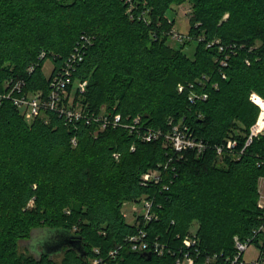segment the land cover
Listing matches in <instances>:
<instances>
[{
    "label": "trees",
    "instance_id": "obj_1",
    "mask_svg": "<svg viewBox=\"0 0 264 264\" xmlns=\"http://www.w3.org/2000/svg\"><path fill=\"white\" fill-rule=\"evenodd\" d=\"M183 2L193 8L188 38L173 47L167 13ZM192 40L190 57L184 48ZM76 49L83 60L71 84L87 81L76 100L88 113L104 107L139 122L134 130L101 131L97 121L69 123L44 110L29 123L12 99H0V264H176L180 252L149 258L127 238L140 227L149 239L178 247L195 222L201 251L194 250V264H232L234 237H251L264 213V133L236 155L259 114L250 93L264 97V0H0V94L17 80L27 93L48 92ZM192 92L208 98L193 102ZM180 122L208 143L204 152L178 153L164 135L142 139L149 129L165 134ZM230 137L238 145L217 166L215 145ZM151 169L162 180L143 185ZM144 198L153 200L157 218L128 221L125 203ZM55 230L81 239L85 256L68 246L43 251L40 241Z\"/></svg>",
    "mask_w": 264,
    "mask_h": 264
},
{
    "label": "built area",
    "instance_id": "obj_2",
    "mask_svg": "<svg viewBox=\"0 0 264 264\" xmlns=\"http://www.w3.org/2000/svg\"><path fill=\"white\" fill-rule=\"evenodd\" d=\"M171 36L177 38L178 40H184L186 37L174 29L171 31ZM214 43L215 42L209 43V45ZM221 49H223L222 46ZM81 60H83V52L80 49H76V51L66 60L62 71L52 78L48 92L39 90L37 92L27 93L24 91L25 81L17 80L14 83H7V86L10 84L11 86L7 92L0 94V99H12L27 120H33L36 116L41 115L44 110H51L60 116H63L69 123L84 120L87 124H90L93 121H97L99 122V130L101 131L108 127H126L134 130L136 128V124L139 122V116L134 119V123L128 124L124 122L121 113L107 112L104 107L98 114L91 112L88 113L81 102L76 100V92L82 94L85 91L87 84L86 81L79 82V87L72 92V87L74 86L71 84L73 82L72 72L75 65ZM247 62L250 63V60L247 59ZM222 64H227L226 59H223ZM32 68L33 67H31V71ZM192 86L193 84L191 83L190 87ZM185 88L186 85L179 84L178 89L180 92H182ZM189 98L191 101L195 102L199 99L204 100L208 98V94L206 92H192L189 95ZM255 101L257 105H259L261 111L257 122L250 129L249 137L244 147L240 150V153H236L238 157L242 155L246 147L252 143L256 136L264 133V122L260 125L264 102L259 97L256 98ZM194 133L195 132L192 127L180 122L178 124H174L165 134L161 129H149L143 133L142 139L145 141H151L164 135L166 142H168L176 152L182 153L186 150H194L198 154H201L208 147V143H206L203 139L194 136ZM72 143L74 145L77 144V138L75 136L72 138ZM237 145L238 142L236 138H228L226 141L216 144L215 149L217 151V155L222 156L226 152H232ZM115 156L119 157L118 154H115ZM161 180L162 173L159 169H151L143 173L141 176V182L143 185L158 183ZM165 188H168V186H165ZM140 202L144 204V210L141 212V215L143 216L145 222H148L153 218H157L156 213L153 211L154 204L152 199L144 198ZM261 206L264 208V204H261ZM262 232L264 233V213L262 215L261 226L254 230V234L251 237L246 240L240 239L237 235L234 237L235 253L234 256L228 258V260H231L232 264H264V238L260 239L258 244L255 242V237ZM127 240L130 242L131 248L137 251L156 253L160 256L165 254L176 255L177 252H180L181 254L176 257V264H194V250L198 254H200L201 251L198 245L199 238L195 232L187 234L182 239V244L178 247L170 245L169 242H162L158 238L149 239L147 230L140 227L138 232L129 236ZM251 246H255L258 249V254L250 261H247L244 259V254ZM117 252L118 249L112 250L110 255L114 257ZM217 257L218 254L208 255L206 261L211 262ZM94 263L103 264L105 261L101 258H97Z\"/></svg>",
    "mask_w": 264,
    "mask_h": 264
},
{
    "label": "rangeland",
    "instance_id": "obj_3",
    "mask_svg": "<svg viewBox=\"0 0 264 264\" xmlns=\"http://www.w3.org/2000/svg\"><path fill=\"white\" fill-rule=\"evenodd\" d=\"M167 15L169 16L170 20H174L173 29L176 30L177 32L183 34L184 36H186L185 37V39H186L188 37V32H189V28H190L189 20H190V17L193 15L192 4L190 2H183L181 4H174L173 8L168 11ZM227 17H228V14H225L224 18H227ZM181 43H182V40H178L177 38L170 36L169 44L171 46L180 47ZM257 43H258L257 45L261 44L260 41H257ZM195 47H196V43H195V41L192 40L191 43H188L185 46L184 50L190 57H193L194 52H195ZM52 69H53L52 61L50 59H47L46 62L44 63V66H43V70H44L46 76H50ZM86 86H87V84H86ZM77 87H79V84L75 83L74 86L72 87V92ZM258 97L264 102V97L260 93H258L257 91H252L250 93V96H249L250 100L253 101L255 104H257L255 100ZM260 111L261 110L259 107V114H260ZM259 114L257 116V119L259 117ZM257 119L251 125V127L257 122ZM47 120H49V119L47 118ZM27 121L29 123L33 122V120H27ZM171 121H173V119ZM251 127H250V129H251ZM194 136H197V134L194 133ZM248 137H249V134L247 136V139H248ZM230 138H233V137H230ZM247 139H246V141H247ZM237 142H238V139H237ZM215 164L217 166H225L226 160H224V158L222 156H219L218 159L215 160ZM258 192H259V205L261 206V204H264V179H263V176H261L258 180ZM34 206H35L34 201H31L28 204L27 209H32ZM143 207H144V204L139 202V201L126 202L125 205L123 206V212L125 213L128 221L134 222L136 220L137 216L140 215L141 212L144 210ZM196 227H197V222H195L193 224V228H191L190 231L196 232V230H195ZM257 254H258V249L255 246H251L245 252L244 259H246L247 261H250L251 259L256 257Z\"/></svg>",
    "mask_w": 264,
    "mask_h": 264
},
{
    "label": "water",
    "instance_id": "obj_4",
    "mask_svg": "<svg viewBox=\"0 0 264 264\" xmlns=\"http://www.w3.org/2000/svg\"><path fill=\"white\" fill-rule=\"evenodd\" d=\"M43 251L56 254L62 251L65 246L69 248H74L77 250L82 257L85 256L84 245L82 244V240L79 238H75V235L70 234L66 231L55 230L50 233L47 237L43 238L40 241ZM149 258L152 257V253H145Z\"/></svg>",
    "mask_w": 264,
    "mask_h": 264
},
{
    "label": "bare ground",
    "instance_id": "obj_5",
    "mask_svg": "<svg viewBox=\"0 0 264 264\" xmlns=\"http://www.w3.org/2000/svg\"><path fill=\"white\" fill-rule=\"evenodd\" d=\"M262 123V122H261Z\"/></svg>",
    "mask_w": 264,
    "mask_h": 264
}]
</instances>
